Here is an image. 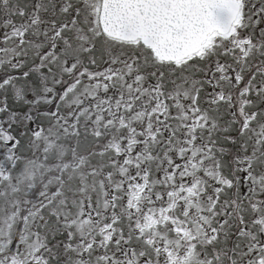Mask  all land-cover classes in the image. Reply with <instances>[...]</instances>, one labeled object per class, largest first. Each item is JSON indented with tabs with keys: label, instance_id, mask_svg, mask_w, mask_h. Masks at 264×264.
Wrapping results in <instances>:
<instances>
[{
	"label": "snow or ice",
	"instance_id": "snow-or-ice-1",
	"mask_svg": "<svg viewBox=\"0 0 264 264\" xmlns=\"http://www.w3.org/2000/svg\"><path fill=\"white\" fill-rule=\"evenodd\" d=\"M0 264H264V0H0Z\"/></svg>",
	"mask_w": 264,
	"mask_h": 264
}]
</instances>
